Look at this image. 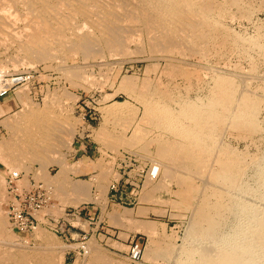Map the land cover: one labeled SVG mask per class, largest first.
<instances>
[{"label": "rangeland", "instance_id": "1", "mask_svg": "<svg viewBox=\"0 0 264 264\" xmlns=\"http://www.w3.org/2000/svg\"><path fill=\"white\" fill-rule=\"evenodd\" d=\"M246 1H248V5L242 13L243 18L240 13L232 16L227 15L225 18L226 25L233 28V30L230 29L231 32L235 33L238 30L237 36L244 37L243 40H240V37L239 41L244 43L245 48L228 47L223 49L222 53L217 51L218 55L215 54V51H211L204 57L201 55L198 57L196 54L182 59L178 56L177 59L184 60L182 64L186 72H190L189 76L180 71V74L173 76L174 78L167 76L168 73H165L167 58L163 55L149 53L145 42L146 45L144 44L141 49L133 50L135 45H131L130 50L133 51L129 55L127 54L130 51L124 55H113L106 51L105 56L102 54L92 57L96 59H91L90 57L84 58V54L80 50L74 49L73 53L75 54L73 55H62L64 59L59 56L62 60L56 55L58 59L53 57L50 60L43 59L32 64H17L16 68L15 65H11V61H7L10 56L15 54L14 46L16 45L11 43V46L8 44V47L0 49L3 52H1L2 57L0 58H4L9 66L6 70L4 67V72L7 75L21 74L25 77L21 85L0 98V102H2L13 97L9 109L0 112V146L3 147L8 139L11 140L10 136L16 135H12L14 133H19L17 137L24 135L20 130L14 129L17 130L14 132L12 126L11 128L7 126L10 125V122L12 124L15 120L16 123L22 121L25 117L47 115V118H53L64 124L63 129L68 127L74 132L68 145L60 144L57 140L53 141L55 145L52 148L54 158L58 156L60 160L65 159L70 179L90 184V194L93 199L83 200L74 205L66 202L65 199L62 201L51 189L49 203L36 214L37 228L41 227L40 229L45 230L50 238L54 237L52 244L71 246L63 252L62 256L58 252L54 253L57 254L56 257H62L60 263L57 262V264H88L89 254L87 253L89 252L87 249L88 244L92 241L98 243L101 246L100 249L108 257L117 260L114 261V264L116 262H121V264H264V0ZM150 56L156 58H150ZM58 60L62 62L59 63ZM110 61L111 64H109ZM100 62L101 64H99ZM153 63L158 65L156 70L153 68V65L155 66ZM164 63L165 65H163ZM66 65L68 67L70 65L77 66L79 70L81 68L82 70L78 74L82 73L84 76L81 74V78L78 75L79 79L72 78L66 70ZM211 66H214V71L213 68H210ZM152 68L153 70H151ZM145 69L150 70L149 74L143 71ZM160 70L161 72H159ZM2 73L3 70L0 75ZM115 73L118 75L116 76ZM124 74L133 75V77ZM146 75H150L149 81L153 85L161 84L160 80H163L165 85L169 83L166 86H171V89L174 87L173 90L182 97L184 95L192 98L194 95H200V97L208 95L224 108L229 109L231 121L229 120V124L227 123L223 129L215 132L216 142L211 149L212 156L207 162H185L180 167L181 170H176L177 173L174 175L169 167L157 165V159L150 155H142L139 151L123 145L111 147L105 144L103 128L116 136L126 135V138L132 136L135 129L140 128L139 131L144 134L148 131L141 118L144 105L138 98L133 97L136 93L133 94L126 90L127 87L125 88V85L122 84L126 76V80H130L128 78L130 77L140 85L141 78L143 80L145 76V81ZM105 76L109 77L105 79ZM157 76L162 78L158 81ZM242 78L244 79L242 80ZM219 80L224 83L226 91L220 92L218 98H215L214 89H217L215 85ZM116 101L125 103L130 110L134 109L133 111L136 112L135 118L130 124L124 125L122 129L126 127L123 130L120 126L112 124L109 119L106 120L103 111L104 106L118 103ZM134 104L138 105V109ZM7 121L9 124H6ZM16 123L14 125H17ZM134 125L135 129H132ZM153 133L158 134L155 131L150 135ZM220 144L226 146L228 155H233L235 152L242 159L239 163L241 166L238 168L236 165V168L231 170L227 165H224L219 176L213 178L212 171L216 168L215 156L219 151ZM223 148L221 150L225 149ZM26 151L25 149L24 157L27 158ZM231 151L233 152L231 153ZM24 157L22 158L24 159ZM4 161L0 159V211L8 223L7 227L12 228V232H14L12 239L24 245V248L36 249L40 244L36 235L39 230L37 233H35L37 228L23 231L12 227L10 223L8 206L12 203L11 197L13 196L7 191L6 175L8 171L17 169L26 174L23 177L24 180H20L22 186L29 185V182L33 184L34 179L47 185L44 174L47 171L50 175L56 174L60 170L61 164L52 160L42 164V162L29 157L25 161L24 168L19 169L17 166L9 167ZM76 164H81L80 169L83 170L72 169V166ZM153 168H155V175L157 171V176L149 179ZM44 171L46 172L44 173ZM101 174L104 175V178ZM28 178L30 181H27ZM159 179L166 181V189L163 188L149 194L146 191L148 185ZM176 180L187 183L198 182L200 186L204 184L207 186L204 185V190L201 187L200 194H195L196 199L193 198V203L190 205H193V208L201 198L202 191L208 194L214 188L223 191L224 196L221 197L223 202H220L225 205L219 204L218 209L223 210L220 211V216L218 215V220L215 223L217 229L214 226V232L212 231L213 233L209 236H190L189 225L194 217V209L180 204V195L177 191L180 190V182ZM100 184L104 185L103 188L106 189V195L101 198L99 197L103 191L101 192ZM211 198L215 200L216 197L211 196ZM17 200L20 203L18 197ZM171 200L173 203L170 202ZM21 203L24 202L21 201ZM117 211H123L129 216L121 221H116L112 216ZM66 212L76 213L88 224L77 223L74 221L76 215H67ZM144 222H150L153 230L143 229ZM152 241L170 244L173 248L172 256L161 257V255L153 253L152 246L154 244ZM111 259L108 264L113 263Z\"/></svg>", "mask_w": 264, "mask_h": 264}, {"label": "bare ground", "instance_id": "2", "mask_svg": "<svg viewBox=\"0 0 264 264\" xmlns=\"http://www.w3.org/2000/svg\"><path fill=\"white\" fill-rule=\"evenodd\" d=\"M247 2L246 0H0V49L5 48L8 44L11 46V43L16 45L14 46V48H16L15 54L10 56V58L12 57L11 60L8 56L9 59L7 60L11 61V65H15L14 67L16 68L17 64H32L43 59L50 60L53 57L58 59V57L61 56L64 59L62 55H73L75 54L73 53L75 52L73 51L74 49L80 50L81 53L84 54V58L90 57L91 59H96L92 57H98L106 51L113 55H124L130 51V53L127 54L129 55L135 48L141 49L142 46L147 43L149 53L163 55L167 58L168 63L165 68V73H168L167 76L174 78L175 75L180 74V72L189 76L188 73L190 72H186L182 64L184 60L181 61V59H177L178 56L182 59L186 56L189 57L190 55L196 54L198 57L200 55L204 57L206 54H210L211 51H215V54H217V51H221L222 53L223 49L228 47H236L237 49L245 48L244 43L239 41L240 37V40H243L244 37L237 36L236 32L238 33V30L236 31L234 29V32H236H231L230 29L233 30V28H229L226 25L225 18L227 15L232 16L237 13H240L242 16V13L246 10V5H248ZM131 45H135L133 50H130ZM143 50L145 49L143 48ZM1 52L0 50V54L3 53ZM56 55L58 57H56ZM103 56H105V54ZM163 56L160 57L163 58ZM0 57H2V55H0ZM151 57L152 56H150V58ZM62 58L60 60H62ZM147 58L148 56L146 59ZM207 59L205 60L206 62ZM60 60H58L59 63L62 62ZM7 61H5L4 58H0V72L2 70L4 72V67L5 70L9 68V66H7ZM111 63L110 61L109 64ZM156 63H158V61ZM99 64H101V62ZM71 65L70 67L66 65V70L71 77L79 79L78 75H80L81 78L82 73H78L82 69H77V66L79 68V64L76 67ZM163 65H165V63ZM156 66L158 67L157 64H155V66L153 65L154 70H156ZM213 67L211 66L210 68ZM153 68L151 70H153ZM214 69L215 68H213V71ZM161 70L163 72V69ZM161 70L159 72H161ZM67 71L66 73H68ZM143 71H146L147 74L150 70L147 71V69H145ZM192 73L194 74L195 72ZM117 75L118 74H116V76ZM129 76L133 77V75ZM149 76L145 78V81V76L143 80L141 78V81L144 83L140 81V85L134 82L135 79L132 80L130 77H128L130 80H126V76L124 78V83H122L125 85V88L127 87L126 90H129L133 94L136 93L133 97L138 98L140 103L144 105H142L144 112H142L143 114L141 113V118L143 119L142 121H144L143 123L146 124L145 129L148 128V131L144 134L139 131L140 128L135 129L134 125L132 129L135 130H132V136L126 138V135L116 136L108 133L102 127L104 131H101L105 139L104 142L106 141L105 144L111 147L123 145L127 148L139 151L142 155H150L157 159V165L169 167L174 175L178 170H181L180 167L185 162H207L212 156L211 149L216 142L215 132L221 128L223 129L229 122V117L231 118V116H229V109L224 108L223 105H220L218 101L208 97V95H204V97L194 95L192 98L183 94L184 97H182L173 90L174 87L173 89L170 88L171 86L167 87L169 83H167L166 86L164 82H162L163 80L159 81V79L162 78L161 76L160 78L157 76V80L161 82L162 85H153V83L149 81ZM239 76H241V74H239ZM107 77L109 76H105V79H107ZM243 79L244 78H242V80ZM119 85H121V83ZM124 87L123 89L125 90ZM215 88H217L216 90L214 89L215 98H218L220 92L226 91L224 83L220 80L215 85ZM12 99L13 97L0 102V112L9 109L12 105ZM116 102L118 103H110L104 106L103 111L106 120L109 119L112 124L120 126L122 129L124 125L131 123L135 118L136 112L133 111L134 109L130 110L125 103L121 101ZM137 106L138 105H135L136 108ZM7 123L8 121L6 124ZM14 123H16V120ZM14 123L11 124L10 122V125L7 126L10 128L12 126L13 130H20L24 135L23 137H17L19 133H14L12 135H16L10 136L11 140L8 139L3 147L2 145L0 146L2 147L0 148V159L2 161L5 160L4 162H6V165L9 167L17 166L20 169L24 166L25 161L27 158L29 159V157L30 159L33 158V160L35 159L42 162V164L46 161V163H48L49 160L58 161L57 163L61 164V166L56 174L50 175L47 173L48 171H44V173L46 172L44 174V179L50 191L52 189L62 201L65 199L66 202L68 201V203L74 205H77L83 200L93 199L92 194H90V184L81 180L70 179L69 168L64 161L65 159L60 160L58 156L54 158V151L52 148L55 147V145L53 141L57 140L60 144L65 145L70 144L72 133H74L72 129L69 130L68 127L63 129L62 127L65 126L64 124L53 118H47V115L42 114L32 118L25 117L22 121H17V125H14ZM136 127L138 126L136 125ZM16 131L14 130V132ZM155 131H157L158 134L153 133L150 135L151 132ZM22 134L20 133V135ZM222 147L225 148L226 146L220 144L218 148L219 151H217V155L215 156L216 168L212 171L213 178L219 176L221 168L224 165H227L231 170H234L236 165H238V168L241 166L239 163L242 159L233 151H231L233 155H228L227 149L223 148L224 150H221ZM25 149L27 150V158L24 157ZM21 155L26 159L25 161ZM234 164L235 166H233ZM80 166L81 164H76L72 166V169L78 170ZM103 174H101V176L104 178L105 174ZM22 180L24 179L22 178ZM179 182L180 190L177 191L180 195V204L184 207H189L193 203V198L196 197L195 194L201 192V187L203 189L205 184L200 186L198 182ZM166 184V181L159 179L156 182L150 183L146 191L151 194L165 188ZM101 185L102 184L99 186ZM103 186L100 187L103 193H101L102 195H100L99 198L106 195V189L103 188ZM222 195L223 191L217 190L216 188L212 189L209 194L202 191L201 198L196 202L194 208L193 205L190 206L194 209V217L190 215L193 219L191 221L192 223L189 225V234L191 237L209 236L214 232V226H216L217 229L215 223L218 220L217 217L220 216V211L223 210L218 209L221 203L220 201L223 202V200H221ZM211 196H215V200H212ZM172 200L170 202L173 203ZM103 204L105 203L103 202ZM222 204L223 203L220 205ZM174 205L176 204L174 203ZM223 205H225V203ZM128 216L129 214L127 215L123 211H117L114 212V216L112 217H114L116 221H121ZM74 221L80 224L82 223V225L88 224L77 215ZM144 223L142 224L143 229L145 228L148 231L153 230L150 222ZM7 224L4 214L0 211V264H57V262L60 263V259L62 260L60 256H62L63 252L71 247L68 244H63L61 246H57L55 243L52 244L54 242V237L53 239L50 238L48 233L40 229L41 227L37 228V225L35 233L39 230L36 234L40 241V244L37 246L38 248H24V245L12 239L14 237V232H12V228L7 227ZM152 242L154 244V246H152L153 253L161 255V257L172 256L173 248L170 244L167 242H162L163 244L160 242ZM100 247L101 246H99L98 243L96 244L95 241L88 244L87 250L89 253L87 254H89V257L88 259L86 258L88 264H108L109 259L112 257H108ZM55 252L61 255L56 257L57 254H54ZM154 256L156 258V255ZM111 260H113V258ZM114 261L117 260L111 261L113 262L111 264H114ZM118 264H121V262Z\"/></svg>", "mask_w": 264, "mask_h": 264}, {"label": "built area", "instance_id": "3", "mask_svg": "<svg viewBox=\"0 0 264 264\" xmlns=\"http://www.w3.org/2000/svg\"><path fill=\"white\" fill-rule=\"evenodd\" d=\"M25 77L21 74L7 75L5 72L0 75V98L6 96L11 90L21 85ZM155 168L152 169V174L149 179L157 176L154 174ZM26 176L20 170L8 171L6 175L7 191L11 197L12 203L8 206V215L11 219L10 223L14 228L23 231L34 230L38 225V214L42 208L47 205L51 199L50 188L44 182L34 179L33 184L22 186L20 179ZM28 181L30 179L28 178ZM29 186V187H28ZM20 200V203L17 200ZM24 202L23 204L21 203ZM67 215H76L67 213Z\"/></svg>", "mask_w": 264, "mask_h": 264}]
</instances>
